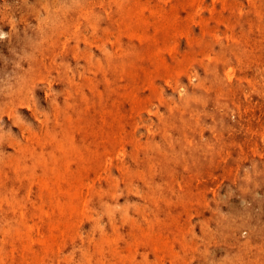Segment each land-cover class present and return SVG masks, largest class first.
Returning a JSON list of instances; mask_svg holds the SVG:
<instances>
[{
  "label": "rangeland",
  "instance_id": "rangeland-1",
  "mask_svg": "<svg viewBox=\"0 0 264 264\" xmlns=\"http://www.w3.org/2000/svg\"><path fill=\"white\" fill-rule=\"evenodd\" d=\"M118 1L0 0V187L7 183L9 188L5 189L6 192L18 190L20 182L23 184V195L28 191L29 199L38 202L43 191L39 183L42 177L64 178V198L68 196L65 190H70L74 185L78 188L84 186L85 192V184L93 179L90 186L86 185L91 198L88 206L96 210L92 209V212L102 207L105 209L101 204L106 203V208L115 205V209H111L114 221L111 222L106 214L100 217L107 233H112L111 225L116 223L119 226L114 233L124 234H119V237H126L129 241L133 236L131 239L139 240L138 246L134 244V239L130 241L133 244L129 243L132 246L127 247L129 244L117 236L119 240H114L118 241V249L123 245L128 251L136 248L132 261V253L117 250L122 255V261L118 255L119 260L116 258L114 264H123L125 260L124 264H264V0H222L227 5L222 8L221 0H198L201 2V6L198 4L200 7L195 4L197 0ZM126 1L130 4L129 8L127 3L124 5ZM193 5L200 8L199 13ZM210 8H214L215 12ZM166 10L170 12L164 13ZM138 13L142 15L140 18ZM190 13L193 14L192 18L200 15L196 18L204 25L205 29L201 26L204 36L196 18L193 19L195 22H190ZM110 14L116 15V21H120L116 23L115 19L107 18L111 17ZM213 15H220L221 20L213 18ZM142 17L146 18L143 20ZM223 18L230 25H226ZM158 20L164 25L160 22L157 25ZM204 20L208 23L205 24ZM217 20L219 22L216 24ZM167 21L177 29L183 27L182 34L180 30H173L175 27L169 28ZM175 22H181L186 27L182 24L181 28L177 27L179 23ZM154 26H158V29ZM130 27L141 33L132 31ZM187 28L188 37L184 32ZM130 30L132 33L129 35ZM165 30L168 36L163 33ZM211 31L216 33V38H213ZM171 38H174L173 42ZM194 40L203 41L202 45L208 46L204 45L200 49ZM167 43L173 44V47L170 46L172 53ZM145 49L147 54L140 53ZM148 50L154 54H149ZM108 51L110 54L114 51L111 58L109 54L107 56ZM123 51L133 52L123 54ZM155 53H158V61L162 58L161 54L165 56L166 60H162L168 65L162 60L160 62L166 68L160 62L157 64ZM140 54L144 55L143 58ZM98 61L102 65L100 69L99 65L97 67ZM130 61L135 68L127 65ZM118 62L122 65L118 66ZM140 65L147 67V72L141 74L138 71L142 69ZM129 69L132 71L129 72ZM166 69L170 71L159 74ZM133 71L135 74L132 77L130 73ZM148 80L152 81L147 83ZM83 95L87 98L84 99ZM135 98L140 101L136 102ZM130 119H134V122ZM117 137L122 139L124 145L122 159L115 157L121 147V140L117 142ZM106 155L114 158L107 173L103 171ZM12 162L19 163L20 167ZM5 172L8 180L4 176ZM108 175L112 178H108ZM111 190H115L113 194ZM46 206L48 209L47 203ZM24 207L22 211L26 221L30 217L28 213L31 205L26 204ZM141 213L145 215L142 217ZM9 218L0 216V226ZM11 218L15 219L16 215ZM30 218L27 224H30V220L33 223ZM18 219H15L19 221L15 222L16 225L24 226L25 221L21 219L22 223ZM50 219L41 218L45 224L38 222L39 231L41 234L43 232L41 236H48L50 232L52 235L59 234V231L53 230L56 226L54 219ZM88 220L84 218L76 225L83 238L84 233L92 234V220ZM10 221L11 227L7 225L11 230L5 224L4 230L0 228L3 231L1 235L17 240L16 232L8 233L15 227L14 222L11 221V225ZM46 222L48 225L52 222L55 226L49 228ZM64 222L61 223L66 227L68 223ZM139 224L146 228H141L146 233L139 232ZM130 226L136 230L130 229ZM6 232L11 235L8 236ZM129 232L133 234L129 236ZM101 233L92 234L95 240L97 237L101 239L99 243L104 239L99 238ZM155 234L164 235V238L159 237L161 235L156 237ZM1 235L0 246H4V249L0 248L2 254L5 248L7 250L19 244L18 241H12L15 243L13 245L1 241ZM24 237L21 236V239L24 240ZM27 240L21 242L26 244ZM37 241L39 239L36 238ZM80 242L77 241L74 251L70 247L73 246L71 243L60 250V253L63 251L62 254H67L72 248V262L69 256L61 254L63 257L60 256L59 263H56L66 264L63 259L68 258L74 264L77 257L80 260L84 256L85 264H97L91 259L87 260L91 256L87 258L82 255L87 250V241L83 247H80ZM15 246L12 247L14 250L10 248L13 254L10 250L5 257L0 253L3 263L20 264L18 260L22 258L24 264H35L40 259L38 256L32 262L35 259H30L34 256L30 259L26 256V261L25 255H22H34V251H30L33 248L21 253L22 243L19 244L21 249L19 246L15 249ZM96 246L87 247L90 252L86 251L85 254H96L93 258L112 256V259L115 258L113 254L118 253L113 247L115 253L107 249L108 244L103 246L104 249L99 247L98 252ZM92 249L95 251L91 252ZM160 250L162 254L158 256ZM122 253L127 257L124 258ZM106 259L104 264L107 263ZM79 260L76 262L79 263Z\"/></svg>",
  "mask_w": 264,
  "mask_h": 264
},
{
  "label": "bare ground",
  "instance_id": "bare-ground-1",
  "mask_svg": "<svg viewBox=\"0 0 264 264\" xmlns=\"http://www.w3.org/2000/svg\"><path fill=\"white\" fill-rule=\"evenodd\" d=\"M120 1V0H119ZM118 1V2H119ZM166 1V0H165ZM165 1H163L164 3H166ZM183 1V0H182ZM181 1V2H182ZM201 2H202V0H200ZM199 1V2H200ZM130 2H132L133 3V1H130ZM186 2H187V0H186ZM185 2V3H186ZM195 2V1H194ZM197 2H198V0H197ZM197 2H195V4H197L196 6L197 7H200L201 6V2L199 3H197ZM121 3V2H120ZM126 3H127V5H126ZM221 3H223L222 5H221V8L222 7H226L227 5H225L224 4V2L221 0ZM194 4V5H195ZM198 4H200V6L198 5ZM124 5H126L128 8H129V6L128 5H130V4H128V2L126 1L125 2V4ZM136 5V4H135ZM193 5V6H194ZM123 6V5H122ZM159 6H161V5H159ZM172 6V5H171ZM196 6H194L196 9H198L197 10V12L199 13V9L200 8H197ZM120 7V6H119ZM132 7V6H131ZM135 7V6H134ZM143 7V6H142ZM182 7H183V5H182ZM162 8V6L159 8V9H161ZM173 8L174 7H172V10H173ZM176 8V7H175ZM178 8V7H177ZM187 9L189 8V7H186ZM185 8V9H186ZM193 8V7H192ZM194 8V10L193 9H191V10H193L194 12V14L195 13H197V12H195V9ZM215 8V7H214ZM214 8H210V10H213V12H215L214 10ZM135 9V8H134ZM151 9V8H150ZM202 9H204V7L202 8ZM205 9H208L207 7L205 8ZM125 10V9H124ZM176 10V9H175ZM182 10H184L183 8H182ZM210 10H208L209 11V13L211 12ZM107 11H109V10H107ZM107 11H105V13L107 12ZM163 11H165V10H163ZM201 11V10H200ZM233 11V10H232ZM240 11V10H239ZM130 12H132V11H128V13H130ZM168 12H170V11H167L166 10V12H164V13H168ZM188 12V11H187ZM107 14V13H106ZM123 14V13H122ZM139 14V13H138ZM140 14H142L143 15V13L140 11ZM139 14V15H140ZM165 14V15H166ZM173 14V13H172ZM191 14L192 13H190L189 15H190V17H191V20H190V22L192 23V22H195L196 20V22L197 23H199V20L196 18V16L198 15H195V17H193L192 18V16H191ZM108 15V14H107ZM106 15V16H107ZM111 15V14H110ZM142 15H140V16H138V18H140ZM193 15V14H192ZM215 15H218V14H215ZM113 16H115V17H113ZM111 15V17H107V18H109V19H111V20H113V19H115L114 21H116V15ZM120 16H122L121 15V12H120ZM119 16V17H120ZM136 16V15H135ZM146 16V15H145ZM149 16H151V15H149ZM186 16V15H185ZM185 16H184V18H185ZM198 16H200V15H198ZM202 16V15H201ZM220 16V15H219ZM217 17V16H214L213 15V18H218V19H220L221 17ZM118 17V18H119ZM166 17V16H165ZM208 17V16H207ZM121 18V17H120ZM137 18V17H136ZM143 18V17H142ZM146 17H144L143 18V20L145 19ZM194 18H196V20L194 21L193 19ZM202 18V17H201ZM203 18H204V16H203ZM202 18V19H203ZM209 18V17H208ZM215 18V19H216ZM148 19V18H147ZM147 19L145 20V21H147ZM200 19V18H199ZM226 19V18H225ZM224 18H223V21H225V23H226V25H230L228 22V20L226 19L225 20ZM121 20H123V19H121ZM155 20V19H154ZM153 20V21H154ZM186 20L188 21V19L186 18ZM221 20V19H220ZM109 21V20H108ZM113 21V22H114ZM118 21H120V20H118ZM118 21H116V23L118 22ZM152 21V22H153ZM163 21V20H162ZM169 21V20H168ZM168 21H167V24L169 25V23H168ZM186 21V22H187ZM201 21V20H200ZM228 21V22H227ZM123 23H124V21H122ZM155 22V21H154ZM161 23V24H163L164 25V23L163 22H161V20L159 21L158 20V23ZM204 22H205V24H207L208 23V21H205L204 20ZM219 21L217 20L216 21V24L218 23ZM222 22V21H221ZM120 23V22H119ZM122 23V24H123ZM160 23L159 24H157V25H160ZM177 23H179V22H177ZM176 22H175V24H177ZM202 23V22H201ZM224 25H225V23L224 22H222ZM228 23V24H227ZM154 24V23H153ZM166 23H165V25H167ZM180 24H182L181 22L177 25V27L179 26L180 28L182 27V25L180 26ZM189 24V23H188ZM196 24V23H195ZM108 25V23H106V27H108L107 26ZM118 25V24H117ZM124 25V24H123ZM123 25H121V26H123ZM168 25L166 26V27H168ZM199 25H200V27L202 26L203 28H204V25H201L200 23H199ZM129 26V25H128ZM184 27H186V25L184 24L183 25ZM154 27H156V26H154ZM171 27V29H173L174 27V29L173 30H175V31H178V30H180V34H182V32L181 31H183V30H181V29H184L183 27L181 28V29H177L176 28V26H174L173 25V27H172V23L169 25V28ZM189 27H191L190 25H189ZM202 27H201V34L203 33V31H204V29H202ZM226 27V26H225ZM227 27H229V26H227ZM131 28V27H130ZM129 28V29H130ZM136 28V27H135ZM138 28V27H137ZM157 29H158V26L156 27ZM120 29H121V27H119L118 28V30L120 31ZM160 29V28H159ZM128 30V29H127ZM131 30L132 31H136V32H138V33H141V32H139L137 29H132L131 28ZM131 30H130V33H129V35L132 33L131 32ZM162 31V30H161ZM168 31V30H167ZM206 31H207V29H206ZM215 31V30H214ZM185 33H186V35L188 34L187 32H188V28H187V30L186 31H184ZM190 32V31H189ZM207 32H209V31H207ZM213 31H211V33H212ZM163 33H165V35H167L168 36V34H167V32H166V30L163 32ZM163 33L161 32L160 34L161 35H163ZM133 34H134V32H133ZM135 34H137V33H135ZM170 34V33H169ZM174 33L172 32V35H173ZM129 35H128V37H129ZM138 35V34H137ZM139 35H141V34H139ZM214 35H215V37H214ZM166 36V37H167ZM181 36H183V35H181ZM202 36H204V33H203V35ZM212 36H213V38H216L217 37V35H216V33H212ZM136 37V36H135ZM187 37H188V35H187ZM131 38V37H130ZM137 38H138V36H137ZM136 38V39H137ZM140 38V37H139ZM138 38V39H139ZM164 38H165V36H164ZM177 37H175V39H176ZM201 39H202V37H200ZM205 38H207V37H205ZM167 39H168V37H167ZM172 39V42L174 41V38H171ZM188 39V38H187ZM190 39V38H189ZM195 39V38H194ZM208 39H210V37H208ZM155 40V39H154ZM190 40H192V39H190ZM189 40V41H190ZM244 40H246V39H244ZM170 42L169 43H171V40H169ZM189 41H187V43H190ZM195 42L197 41L198 43L197 44H199L200 45V49L205 45V47L206 46H208V44L206 45V44H204V45H202L203 43V41H200V43H199V41L198 40H194ZM193 41V42H194ZM210 41H211V39H210ZM138 42H140L141 43V41H139L138 40ZM245 42H247V41H245ZM163 43V42H162ZM169 43H167L168 45H169ZM205 43V42H204ZM208 43V42H207ZM133 44V43H132ZM248 44V43H247ZM117 45V44H116ZM164 45H166V44H164ZM173 45V44H172ZM172 45H169V51H171V53H172V50H170V49H172ZM170 46H172L171 48H170ZM175 46V45H174ZM166 47H168V46H166ZM116 48V47H115ZM118 48L120 49V44H119V46H118ZM168 49V48H167ZM175 49V48H174ZM190 49H192V48H190ZM204 49V48H203ZM116 50V49H115ZM121 50V49H120ZM147 49H145L144 50V52L146 51ZM119 51V50H118ZM134 51V50H133ZM133 51H123L122 53L123 54H125L126 52H133ZM150 51V53L149 54H152L153 53V51L151 52V50H148V52ZM168 51V50H167ZM168 51V52H169ZM177 51V50H176ZM114 52V51H113ZM112 52V53H113ZM137 52V51H136ZM136 52H134V53H136ZM140 51H138L137 53H139ZM143 51L142 52H140V53H143V54H147V51H146V53H144ZM166 52V51H165ZM107 53V56H108V54H109V57L112 55V53L110 54L109 53V51L108 52H106ZM106 53H105V56H106ZM119 53H120V51H119ZM118 53V54H119ZM159 53V52H158ZM158 53L156 54L155 53V56H156V58H155V60H157L156 62H157V64L162 60V59H165V56H163V54H161L162 55V58H161V60L160 61H158ZM170 53V52H169ZM168 53V54H169ZM116 54V53H115ZM154 54V53H153ZM175 54V53H174ZM121 55V54H120ZM141 55V57L143 58V56H142V54H140ZM170 55V54H169ZM116 56V55H115ZM136 56H137V54H136ZM177 56V55H176ZM164 57V58H163ZM107 58V57H106ZM111 58V57H110ZM159 58V59H160ZM176 58V57H175ZM180 58V57H179ZM184 58V57H183ZM182 58V59H183ZM209 58V57H208ZM191 59V58H190ZM193 59V58H192ZM107 60H108V58H107ZM106 60V61H107ZM110 60V59H109ZM166 60V59H165ZM132 61V60H131ZM129 62V63H127V65H129L130 67L131 66H133V65H131V63L133 62ZM150 61V60H149ZM152 61V60H151ZM163 61V60H162ZM179 61V60H178ZM186 62H188L189 61V59L188 60H185ZM108 62V61H107ZM121 62H124L123 60H121ZM163 62H165V64H167L168 65V63L166 62V61H163ZM161 63L160 62V64H162L161 66L162 67H164V68H166V65L165 66H163L164 65V63ZM186 62H185V64H184V66H186V68H187V65H186ZM98 64H97V67H98V65L100 66L98 69H100V68H102V65H100L99 64V61L97 62ZM151 63V62H150ZM181 64V61L180 62H178V64ZM108 64V63H107ZM133 64V63H132ZM152 64V63H151ZM179 64V65H180ZM119 65H122V63L120 64L119 62H118V66ZM159 65V64H158ZM157 65V66H158ZM173 66V65H172ZM175 66H177V65H175ZM182 66V65H181ZM181 66H178V67H180L181 68ZM115 67V65L113 66V68ZM139 67H142L141 65L139 66ZM133 68H135L134 66H133ZM138 68V67H137ZM147 68V67H146ZM146 68L144 67H142V69H145V70H142L141 68L140 69H138V71H140L141 72V74L142 73H144V71L145 72H147L146 71ZM167 68H169L168 66H167ZM177 68V67H176ZM179 68V69H180ZM183 68V67H182ZM185 68V69H186ZM123 69V68H122ZM132 69V68H131ZM131 69H129L128 71L129 72H131L132 70ZM158 69V68H157ZM178 69V68H177ZM178 69V70H179ZM102 71H103V73H104V70L103 69H101ZM134 70V69H133ZM147 70H148V68H147ZM170 70H171V68H170ZM170 70H168V71H170ZM172 70H173V67H172ZM175 70V69H174ZM231 72H232V70L231 69H229ZM128 71H125L126 73L128 72ZM168 71H167V69L165 70V71H162V72H159V74L161 73H168ZM121 73L123 72V70H121L120 71ZM124 72V73H125ZM225 72H227V71H225ZM137 73V72H136ZM164 73V74H165ZM131 74V76H132V74H135L134 73V71H133V73H130ZM138 74H139V72H138ZM140 75V74H139ZM139 75H136V76H138L139 77ZM171 75V74H170ZM197 75V74H196ZM130 76V75H129ZM163 76V75H162ZM228 76V75H227ZM229 76H230V73H229ZM229 76L227 77V78H229ZM133 77V76H132ZM121 78V77H120ZM147 79H149L148 77H147ZM189 79V78H188ZM68 81H70V83H71V80H68ZM107 81V83H109L108 82V80H106ZM149 81H152V80H148L147 81V83L149 82ZM168 81H170V80H168ZM176 81V80H175ZM154 83V82H153ZM177 83H179V82H177ZM73 84V83H72ZM146 84V83H145ZM91 85H93V84H91ZM124 85H126V84H124ZM123 85V86H124ZM148 85V84H147ZM75 86V85H74ZM118 86V85H117ZM122 86V87H123ZM146 86V85H145ZM144 86V88H146ZM78 87V86H77ZM119 87V86H118ZM125 87V86H124ZM123 87V88H124ZM149 87H150V84H149ZM178 87V86H177ZM126 88V87H125ZM144 88H142V89H144ZM112 90V89H111ZM182 90V89H181ZM97 91H100V90H97ZM179 91V90H178ZM126 92V91H125ZM124 92V93H125ZM129 93L131 92V91H128ZM127 92V93H128ZM151 92H153V90L151 91ZM135 93V92H134ZM179 93H180V91H179ZM97 94H99V93H97ZM79 96H80V93L78 94ZM124 95L125 94H123L122 96L124 97ZM126 95H128V94H126ZM84 97H85V95H83ZM195 96V95H194ZM80 98V97H79ZM82 98V97H81ZM87 98V96L84 98V99H86ZM127 98V97H126ZM137 98V97H136ZM136 98L134 99L135 101H136ZM141 99V98H140ZM80 100H82V99H80ZM138 101H140L139 99L136 101V102H138ZM143 101V100H142ZM135 102V103H136ZM144 102V101H143ZM175 101H173V103H174ZM145 103V102H144ZM115 104H117V103H115ZM139 104H140V102H139ZM175 105V104H174ZM86 105H84V107H85ZM177 106V105H176ZM88 107H89V105H88ZM88 107H86V109L88 108ZM133 107V106H132ZM145 107H146V104H145ZM132 110L133 109H131L130 110V112L129 113H131L132 112ZM156 110V109H155ZM56 111V110H55ZM148 111V110H147ZM53 113H54V110L52 111ZM58 112V111H57ZM148 112H150V111H148ZM156 112H157V110H156ZM57 114V113H56ZM56 114H55V116H56ZM137 114V113H136ZM118 115H119V113H118ZM120 115H122V114H120ZM133 116H131L130 118H132ZM135 117V116H134ZM69 118V117H68ZM133 120V122H134V119H130V121H132ZM75 121H76V119H75ZM152 121V120H151ZM135 125V124H134ZM41 129V128H40ZM122 130V129H121ZM134 130H135V127H134ZM133 130V131H134ZM44 131H45V129H44ZM94 131V130H93ZM120 131V130H119ZM123 131V130H122ZM149 131V130H148ZM147 131V132H148ZM40 133H41V130H40ZM120 133V132H119ZM47 134V133H46ZM40 135H42V134H40ZM121 135H123L122 133H121ZM121 135H120V138H122L121 137ZM43 136V135H42ZM118 136V135H117ZM37 137H39V136H37ZM36 137V138H37ZM119 137V136H118ZM117 137V138H118ZM33 138V137H32ZM35 138V139H36ZM120 138H118L119 140H117L116 139V141L117 142H119L120 140H121V142H119L120 143V145H121V147H119L118 148V152L116 153L117 154V156H116V154H115V157H121L125 152L123 151L124 150V145H123V142H122V139H120ZM126 138V137H125ZM49 139V138H48ZM114 139H115V137H114ZM37 140H39V138L37 139ZM30 141V140H29ZM32 141V140H31ZM30 141V142H31ZM55 143V142H54ZM57 143V142H56ZM134 143H136V141L134 142ZM22 145V144H21ZM25 145V144H24ZM58 145H61V143L60 144H58ZM135 148L137 147V145H135L134 146ZM138 149V148H137ZM136 149V150H137ZM106 150H108V149H106ZM106 153H109V152H106ZM100 155V154H99ZM112 155V154H111ZM97 156V155H96ZM113 156V155H112ZM112 156H110V157H108L107 155L105 156L106 157V161L104 162V164H105V167H104V169H103V171H105L106 173L108 172V170H109V166H111L112 164H113V160H114V158H112L111 159V157ZM92 157V156H91ZM114 157V156H113ZM53 158H54V156H53ZM66 158V157H65ZM76 158V157H75ZM121 159H122V157H121ZM11 160V159H10ZM13 160V162H14V159H12ZM65 160V159H64ZM115 160H116V158H115ZM9 161V160H8ZM17 161V160H16ZM74 161V160H73ZM12 162V163H13ZM18 162V161H17ZM5 163V162H4ZM4 163H2V164H4ZM50 163V162H49ZM48 163V164H49ZM117 163V162H116ZM123 163V162H122ZM7 164V163H6ZM5 164V166H7ZM8 164H9V162H8ZM11 164V163H10ZM9 164V165H10ZM13 164H19V163H13ZM124 164V163H123ZM53 165V164H52ZM125 165V164H124ZM19 166V165H18ZM23 166H25V165H23ZM20 167V166H19ZM18 167V168H19ZM115 167H117V165L115 164ZM119 167H121V165H119ZM124 167V166H123ZM80 168V167H79ZM120 169V168H119ZM118 169V170H119ZM121 170V169H120ZM138 170V169H137ZM4 171V170H3ZM2 171V172H3ZM8 171H10V170H8ZM52 171V170H51ZM68 171V170H67ZM100 171V170H99ZM122 171V170H121ZM139 171V170H138ZM97 172V171H96ZM6 173V172H5ZM4 173V174H5ZM98 173V175H99V172H97ZM124 173V172H123ZM126 173V172H125ZM139 173V172H138ZM141 173V172H140ZM139 173V174H140ZM29 174V173H28ZM7 175V173L4 175V176H6ZM39 175V174H38ZM105 175V174H104ZM109 175H110V173H109ZM108 175V178H112V177H110ZM22 176H23V174H22ZM21 176V177H22ZM33 176V175H32ZM95 176H96V174H95ZM38 177V176H37ZM41 176H39V178H40ZM45 177V176H44ZM60 177V176H59ZM58 176H56V177H53V178H51V179H44L43 177L41 178V180H39V183H41L40 185H41V187H42V190L44 191H42L41 192V194H40V192H39V194H40V196H39V199H38V202H34V201H31L32 199H29V196H28V191H25V193H24V195H23V190H22V188H23V184H21L20 182H18V184H19V186L18 187H20L18 190H12V191H9V192H6L5 191V189L6 188H9L8 187V185H7V183H5V184H3L1 187H0V216L1 217H3V218H9V221H10V219H11V221H13V220H17L18 218L21 220H23V221H25L24 219H26V216H25V218H24V211H22L23 210V208L22 207H24V205H26V204H30L31 205V207H30V212L28 213V215L31 217H27V220L25 221V223H24V226H17L16 225V223L17 222H19V221H17L16 222V220L15 221H13L14 222V225H15V227H14V225H13V227L15 228H13V230L12 231H10V232H8V233H11L12 232V234H13V232L15 233H17L18 234V236L16 237V239L17 240H14V238L13 237H15V236H13L12 238L13 239H11L10 237V235H8V233H7V235L8 236H10V237H5V236H3V235H1V233L3 232V231H0V235H1V241H5L6 243L7 242H9L8 244H12L13 242L12 241H18V243L21 245V243H22V249H23V251H21V253L23 252L24 253V251H29L30 249H32V250H30V251H34V255H32V254H23L22 256H24V257H28L29 259L30 258H32V256H34L32 259H30V261L31 260H33V259H35L34 261H32V262H35L37 259H38V256H39V258L41 259H38L37 261H36V263L35 264H53L54 262L56 263V262H58L59 263V261H60V259H61V257H65V255H66V257H68L69 258V260H71V262H72V255H73V251L74 250H76V248H75V244L77 243V241L79 240V242H80V240H81V242H80V247H83V246H85V244H84V242L85 241H87V243H86V247H85V249H87V250H84L83 248V250L86 252V251H88V249L89 248H87V247H90L91 245H93V247H95L96 245H97V243H99V241L101 240V239H99L98 240V237H97V240H95L96 238L92 235L93 233H95V232H102L101 234L102 235H100L99 236V238H103L104 237V239H102V241L99 243V245L100 246H96L98 249H95V250H97V252H98V250H99V247H100V249H104L103 248V246H106L107 244L109 245V247L107 248V249H111V251L113 250H115L116 249V251L118 250V251H120V250H123L122 252H124V253H126V251L127 252H129V253H132L131 254V260L130 261H132L133 260V258H134V254H135V248H136V246H138V245H136L137 243H138V241L136 240V243H134L135 245V248H133V250H131V248H130V251H128L127 250V247L129 246V247H131L130 246V244H133L132 242L130 243V241H135L134 239H131V237H133V236H131L130 237V239H129V241L128 240H126L125 238H123V237H119V234H121V233H117V232H115L114 233V231H115V228H117L119 225L118 224H116V227L114 226L115 224L113 223L112 225H111V228H112V233L110 234V232L109 233H107V230H105L104 229V224L102 223V221H101V219H100V217L102 216L101 214H106L108 217H110L109 219L111 220V222L112 221H114V220H112V219H114V215L112 216V212H111V209L112 210H114L115 209V205H109V204H107V206L109 205V207L111 206L112 208H109V207H107V208H109V209H107L106 208V203H105V205L104 204H101V207H102V205L104 206V208L105 209H102V208H100L99 209V211L97 210V212H95L96 210L95 209H93V210H95L94 211V213L92 212V209L88 206V204H89V201L91 200V198H90V196H89V191L87 190V186L86 185H88V186H90L91 185V182L93 183V179H92V181L89 183L87 180L85 181L84 180V182H88L87 184H85V187H86V190H85V192H84V189H83V187H81V188H78L77 186H75L74 185V187H72L70 190H65V192L67 193V198H64L62 195H65V193H63L64 192V185L66 184V183H63L64 181L63 180H65L64 178H59ZM143 177V176H142ZM5 178H7V180H8V177L6 176ZM4 178V179H5ZM17 178H19V174H18V177ZM38 178V179H39ZM85 178H87L86 176H85ZM97 178V176L95 177V179ZM105 178H107V177H105ZM32 179H33V177H32ZM38 179H35V181L36 180H38ZM44 179V180H43ZM81 179V178H80ZM123 179V178H122ZM121 179V180H122ZM43 180V181H42ZM77 180V179H76ZM107 180H109V179H107ZM113 180V179H112ZM13 181H16L15 179L13 180ZM41 181V182H40ZM74 180H72L71 182H73ZM80 181H83V179L82 180H80ZM80 181H78V182H80ZM98 181H99V178H98ZM31 182V181H30ZM38 182V181H37ZM73 183H75V181L73 182ZM114 183L116 184L117 183V181H116V178L114 179ZM28 184H30V183H28ZM94 186V185H93ZM93 186H91V187H93ZM30 187V186H29ZM29 187H27V189L29 188ZM136 187V186H135ZM99 188H100V186H99ZM13 189V188H12ZM108 189H110V188H108ZM112 189H115V187L114 188H112ZM153 189V188H152ZM100 189H98V191H99ZM45 191H47V192H45ZM87 191V192H86ZM94 191H95V189H94ZM97 191V190H96ZM97 191V192H98ZM112 191V194L114 193V191L113 190H111ZM27 192V193H26ZM96 192V193H97ZM102 192V189H101V191L98 193V195L100 194ZM113 196V195H112ZM113 198V197H112ZM158 198V197H157ZM45 199L47 200V201H45ZM159 199V198H158ZM64 201V202H63ZM48 204L49 205V207H48V209H47V206L45 207V204ZM128 204V203H127ZM181 204V203H180ZM145 205V204H144ZM88 206V209L86 208ZM118 206V205H117ZM120 207V206H119ZM24 208H26V206L24 207ZM90 208V209H89ZM135 208V207H134ZM123 209V208H122ZM126 209V208H125ZM26 210V209H25ZM56 210H57V212H56ZM147 213V212H146ZM125 214V213H124ZM148 214V213H147ZM16 215V218L14 219H12L11 218V216L12 217H14ZM17 215H22V217H19L18 216V218H17ZM126 215V214H125ZM145 215V214H144ZM143 215V216H144ZM124 216V215H123ZM141 216H142V213H141ZM142 216V217H143ZM125 217V216H124ZM29 218L30 219H32L33 220V223L31 224V220H30V224H27L26 222L29 220ZM41 218H43V219H49V220H51L50 218H52V220H53V222H55V224H56V226L54 225V224H51L52 222H50L49 223V225H48V221L46 222V224H47V226H49V228H53V226H55L54 228H53V230L55 231V232H58L59 231V236L55 233V234H50L51 232H50V230L48 231V232H50V233H48V236H46V234H44L43 236L45 237V238H43V236H41L42 234H43V232H42V234L40 233L41 231H39V228H40V226H39V221L41 222L42 220H40ZM85 218V220H87V219H89V220H92V225L90 226V232L92 233V234H90L88 231L89 230H87V232L90 234V236H88V238L86 237V235L88 234L87 232V234H83V235H85L84 236V238L82 237V233L80 232L81 230H77V226L76 225H78V223H81L82 222V219H84ZM87 218V219H86ZM145 218H146V216H145ZM18 219V220H19ZM147 219V218H146ZM21 220V222L23 223V221ZM88 220V221H89ZM9 221L7 220V222H6V220H5V224L7 225V224H9ZM11 221H10V223H11ZM64 221H66L67 223H68V225L65 227V225L63 226V224L65 223ZM132 221V220H131ZM156 221H157V219H156ZM155 221V222H156ZM158 221H160V220H158ZM12 222V223H13ZM16 222V223H15ZM61 222H63V224L61 223ZM148 222V221H147ZM176 222V221H175ZM4 223V222H3ZM12 223H11V225H12ZM21 223V224H22ZM28 223H29V221H28ZM42 223V222H41ZM43 223L45 224V222L43 221ZM42 223V224H43ZM66 223V224H67ZM105 223V222H104ZM173 223V222H172ZM5 224H2L1 226H0V228H1V230L3 229L4 230V228H6L4 225ZM21 224H18V225H21ZM25 224H27V225H25ZM60 224H61V226H60ZM121 224H122V222H121ZM152 224V223H151ZM23 225V224H22ZM53 225V226H52ZM118 225V226H117ZM3 226H4V228H3ZM9 226H10V224H9ZM9 226L7 225V228H9ZM113 226V227H112ZM122 226H123V224H122ZM139 226H140V224H139ZM11 227V226H10ZM137 228H138V226H136ZM147 227H149V226H147ZM135 227H132V226H130V229H134ZM141 228H143V226L141 225L140 226V230H141ZM143 229H145L146 230V228H143ZM7 230V229H6ZM9 230H11V228H9ZM105 230V231H104ZM123 230V229H122ZM134 230H136V228L134 229ZM138 230H139V228H138ZM106 232L107 234H109V235H113L114 237H112V236H110L111 238H109V235H106V233H104V232ZM123 231H125V230H123ZM122 231V232H123ZM143 231V233H146V231H144V230H141V231H139V232H142ZM148 231V230H147ZM6 233H4V235L6 234ZM37 233H39V234H37ZM81 233V234H80ZM117 233V234H116ZM128 233V231L126 232V234ZM130 234H129V236L131 235V234H133L132 232H129ZM142 233V234H143ZM21 234V236H26V238L24 237V240L26 239H28L27 241H26V244H24L25 242H24V240L23 239H21V236L19 237V235ZM23 234V235H22ZM123 234V233H122ZM121 234V236H123ZM135 235H136V233H134ZM39 235L41 236L40 238H39ZM50 235H51V237H50ZM104 235V236H103ZM135 235H134V237H135ZM152 236L154 235V233L153 234H151ZM156 235V234H155ZM158 236L159 235H161V234H157ZM156 235V237H158ZM36 236H38V237H36ZM52 236H53V238H52ZM57 236V237H56ZM117 236H118V238L120 239V238H123L124 240H125V242H126V244H129V245H127V247H125L124 245L123 246H119L120 248L118 249V244H116V242H118V241H116L115 242V240L114 239H116L117 238ZM164 236V235H163ZM162 235L161 236H159V237H161V238H164ZM3 237V238H2ZM85 237L87 238V239H85ZM166 237H167V235H166ZM165 237V238H166ZM170 237V236H169ZM11 239V241H10V239ZM36 238L37 239H39V241H37L36 242ZM83 238V239H82ZM95 238V239H94ZM113 238V239H112ZM150 238L153 240V237H151L150 236ZM9 241H8V240ZM19 239H21V240H19ZM110 239H112L111 241H110ZM119 239H116V240H119ZM167 240H169L168 238H166ZM175 239V238H174ZM181 239H182V237H181ZM7 240V241H6ZM84 240V241H83ZM165 240V239H164ZM167 240H165V242L167 241ZM21 241H23V242H20ZM97 241V242H96ZM155 241V240H154ZM161 241H163L162 239H161ZM169 241H171V239L169 240ZM11 242V243H10ZM96 242V243H95ZM142 242V241H141ZM192 242V241H191ZM17 243V242H16ZM68 243H71V244H73V246H70V247H72V248H74L73 249V251L70 249V252L68 251V253L71 255H68V253L66 254V253H63L62 254V252L63 251H61V253H60V250L61 249H65V247H66V245H68ZM115 246H117V247H114V245ZM169 243V242H168ZM13 244H15V243H13ZM12 244V245H13ZM19 244L17 245L16 244V246L15 245H13V246H15L14 248L15 249H17V247L19 246ZM39 244V245H38ZM110 244L112 245L111 246V248H110ZM125 244V245H126ZM155 244V243H154ZM11 245V246H12ZM40 246V247H38V246ZM170 245V244H169ZM12 246V247H13ZM41 246H42V249H41ZM77 246H79V245H77ZM153 246H155V245H153ZM166 246V245H165ZM3 247V249H4V246H2ZM1 246H0V248H2ZM12 247H10L11 249H13ZM102 247V248H101ZM115 248V249H113V248ZM123 247V248H122ZM124 247H125V251H124ZM171 247V249L173 248V245H171L170 246ZM170 247H169V249H170ZM8 249L7 248V250H6V248H5V252H4V254H2L3 252H2V250H1V254H2V256L4 255V257H5V254L7 255L9 252H8V250H10L11 251V249ZM19 248H20V246H19ZM35 248H40L39 250L38 249H36L37 251H40L41 250V255H40V253L39 252H37L36 250H35ZM156 248V247H155ZM163 248V247H162ZM21 249V248H20ZM77 249H80L81 251H82V249L81 248H78L77 247ZM94 249H92V251L91 252H94L95 250ZM164 249V248H163ZM170 249V250H171ZM14 250V249H13ZM109 250H107V251H109ZM137 250V249H136ZM104 251H106V249L104 250ZM104 251L102 252V250H100V252H102V253H104ZM116 251H114V253L116 252ZM117 251V252H118ZM133 251V252H132ZM138 251V250H137ZM174 251V250H173ZM8 252V253H7ZM13 251H11V253H12ZM20 252V251H19ZM36 252V253H35ZM85 252L84 253H82V255H85V257H90L89 259H87L88 261L90 260V261H92V262H98L97 264H104L105 263V259L107 258L105 255L103 256V255H100V256H96V258H93V257H95V255H92V254H89L88 256H87V254H85ZM88 252H90V251H88ZM121 252V251H120ZM21 253H19V254H17V255H20ZM29 253V252H28ZM39 253V254H38ZM80 253V252H79ZM78 253V254H79ZM80 253V254H81ZM109 253V252H108ZM107 253V254H108ZM119 253V252H118ZM118 253H116V254H113V255H115V258L113 259V261H110V260H112V259H110L111 257H109V258H107L108 259V261H107V259H106V262L107 263H109L110 262V264H114L115 263V259L117 258V261L119 260V258H120V262L122 261L121 260V256H120V253L118 254ZM124 253H122V254H124ZM128 253V254H129ZM134 253V254H133ZM200 253V252H199ZM13 254V253H12ZM37 254V255H36ZM60 254V255H59ZM61 254L63 255V256H61ZM80 254H79V257H80ZM100 254V253H99ZM142 254V253H141ZM157 254H158V256H159V254H162V252H161V250H160V253L159 252H157ZM29 255V256H28ZM36 255V256H35ZM77 255V254H76ZM81 255V256H82ZM110 255V254H109ZM120 256L119 258L117 257V256ZM132 255H133V257H132ZM164 255V254H163ZM1 256V257H2ZM31 256V257H30ZM61 256V257H60ZM125 256H126V254H124V258H125ZM161 256V255H160ZM0 257V258H1ZM3 257V258H4ZM12 257V256H11ZM18 257V256H17ZM24 258V259H27L26 261H28V258ZM35 257H37V258H35ZM84 257V256H83ZM83 257L81 258L80 257V260H79V258L77 257L76 258V260H75V263L74 264H80V263H83V264H85L84 263V259H83ZM127 257V256H126ZM7 258V257H6ZM8 258H10V257H8ZM13 259H14V255H13V257H12ZM67 258V259H68ZM2 259V258H1ZM11 259V258H10ZM13 259H11L12 261H13ZM66 258H65V260L66 261H68ZM159 259H161V257L159 258ZM16 260H18V258L16 259ZM64 259H63V261L67 264V263H69V264H71V262H66ZM80 261L79 263L78 262H76V261ZM81 260H83V262L81 261ZM124 260V259H123ZM225 260V259H224ZM15 261V260H14ZM19 262H20V264H24V262L22 261V258H21V260H20V258H19V260H18ZM21 261H22V263H21ZM29 261V263H32V262H30ZM62 261V260H61ZM126 261V260H125ZM124 261V263H126ZM160 261V260H159ZM4 261H3V259H2V264H8V263H3ZM11 262V261H10ZM112 262V263H111ZM119 262V263H120ZM128 262V261H127ZM12 264H14V262H11ZM10 263V264H11ZM18 263V262H17ZM16 262H15V264H17ZM58 263H56V264H58ZM89 263V262H88ZM106 263V264H107ZM123 263V264H124ZM129 263H132V262H129ZM158 263V262H157ZM19 264V263H18ZM28 264V263H27ZM90 264H91V262H90ZM116 264H118V262L116 263Z\"/></svg>",
  "mask_w": 264,
  "mask_h": 264
}]
</instances>
